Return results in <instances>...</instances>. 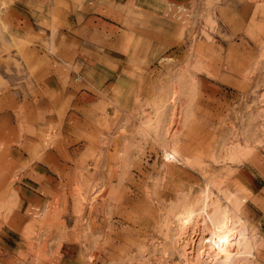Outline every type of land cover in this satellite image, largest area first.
Masks as SVG:
<instances>
[{
  "label": "rangeland",
  "instance_id": "obj_1",
  "mask_svg": "<svg viewBox=\"0 0 264 264\" xmlns=\"http://www.w3.org/2000/svg\"><path fill=\"white\" fill-rule=\"evenodd\" d=\"M197 2L170 42L138 49L121 92L94 107L78 139L89 148L63 178L65 195L22 231L27 242L74 241L75 264H264L261 216L246 208L251 184H264V0L239 14L240 4ZM11 5L0 0V114L35 116L17 91L49 72L32 49L58 47L10 32ZM41 131L46 149L60 144L56 126ZM225 222L226 263L212 247Z\"/></svg>",
  "mask_w": 264,
  "mask_h": 264
},
{
  "label": "crops",
  "instance_id": "obj_2",
  "mask_svg": "<svg viewBox=\"0 0 264 264\" xmlns=\"http://www.w3.org/2000/svg\"><path fill=\"white\" fill-rule=\"evenodd\" d=\"M197 1L12 0L5 19L9 31L16 37L43 38L49 45L54 38L58 49L54 53L42 46L32 49L37 56L34 63L49 72L35 80L32 88L22 84L17 91L21 100L16 105L32 103L35 116L32 111H17L21 109L0 114V150H4L0 155V169L4 167L0 174V264H75L78 243L67 240L49 247L43 241L38 248L25 240L22 231L49 212L55 198L65 195L63 178L89 148L78 139L91 133L88 118L94 107L108 104L112 94L121 92L128 82L126 76L139 68L135 65L139 50L143 56L150 46L170 42V32L181 31ZM254 1L224 0L225 12L234 4L242 6L236 13L246 12L256 6ZM39 115L46 122L41 120L36 126L31 122ZM50 126L62 135L55 149H46L36 135ZM250 188L254 197L246 201V208L261 216L259 229L264 236V211L257 210L260 203L264 205V184L255 181ZM15 199L17 208L7 213L2 207Z\"/></svg>",
  "mask_w": 264,
  "mask_h": 264
},
{
  "label": "bare ground",
  "instance_id": "obj_3",
  "mask_svg": "<svg viewBox=\"0 0 264 264\" xmlns=\"http://www.w3.org/2000/svg\"><path fill=\"white\" fill-rule=\"evenodd\" d=\"M210 202V201H209ZM208 204V203H207ZM215 206V205H214ZM207 209V208H206ZM197 213V212H196ZM212 214V213H211ZM205 215V214H204ZM203 216V215H202ZM217 217V216H216ZM207 218V216H206ZM213 219V217H211ZM230 219V218H229ZM211 220V219H210ZM214 220V219H213ZM222 220V219H221ZM208 222V221H207ZM210 222V221H209ZM214 222V221H211ZM211 224V223H210ZM212 226V225H211ZM216 226V225H214ZM220 226V225H219ZM215 227V231L213 230L212 234V247H215L218 250L219 254H222L225 256V263L227 262L229 255H230V249H228L225 245V241L227 240V234L229 233V228L225 223H222L221 227ZM184 232V231H183ZM230 240V239H229ZM176 241V240H175ZM237 242V241H236ZM189 248V247H188ZM206 251V250H205ZM178 253V252H177ZM204 256V255H202ZM211 260V259H210ZM213 261V260H212ZM223 263V262H222ZM221 264V263H220Z\"/></svg>",
  "mask_w": 264,
  "mask_h": 264
}]
</instances>
